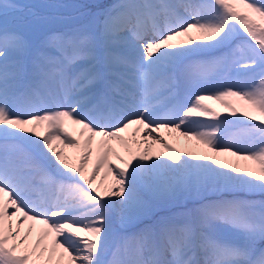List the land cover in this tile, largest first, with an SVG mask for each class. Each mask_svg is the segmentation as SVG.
<instances>
[{"label": "snow or ice", "instance_id": "obj_1", "mask_svg": "<svg viewBox=\"0 0 264 264\" xmlns=\"http://www.w3.org/2000/svg\"><path fill=\"white\" fill-rule=\"evenodd\" d=\"M18 8L0 2L2 15ZM125 34L134 42L135 58L112 51ZM100 39L104 71L80 68L96 59L97 37L83 33L60 37V55L39 57L33 78L26 80L23 62L10 63L9 55L23 56L27 41L16 33L0 34V264H264V250L254 248L264 240V200L244 198L264 195V0L121 4L106 13ZM222 49L227 55H209ZM232 66L243 71V86L196 95L178 120L161 105L162 96L176 100L177 70L190 86L213 87ZM228 97L243 101V114L259 120L258 125L240 121L246 125L243 147L224 142V129L235 122L219 120L203 103ZM224 106L235 114L231 104ZM193 116L216 122L201 124ZM68 122L79 126L83 144L67 130ZM133 126L131 139L122 135ZM160 129L196 139L217 157L251 161L255 170L249 165L238 175L239 167H216L218 161L208 155L182 159L167 143L168 158L147 163L162 139L153 136ZM142 130H150L146 141L152 144L136 139ZM133 144L140 146L138 154ZM63 148L78 151L71 157ZM208 192L216 198L201 204L190 220L146 226L112 252L109 211L131 222L149 214L143 193L167 200ZM219 225L240 233L243 242L218 236Z\"/></svg>", "mask_w": 264, "mask_h": 264}, {"label": "bare ground", "instance_id": "obj_2", "mask_svg": "<svg viewBox=\"0 0 264 264\" xmlns=\"http://www.w3.org/2000/svg\"><path fill=\"white\" fill-rule=\"evenodd\" d=\"M173 2H175V0H173ZM121 4H126V1L121 0V2H119V4L115 5L114 7H118ZM101 31H102V26H101V28H99V33H101ZM101 43H102V47H101L100 51L98 53H96V59L93 61H94L95 65H101V68L99 71H104L105 67H104V63H103V58H104V52H105V45H104V42L102 39H101ZM133 43L134 42L131 40V38L127 34H125L124 40L122 42L114 45L112 48V51L116 52V53H120V54H128V55L132 56L133 58H135L137 53L133 47ZM177 43L179 46V42H177ZM196 43H205V42L201 41V40H197ZM184 46L185 47H191L192 45H184ZM228 51H229L228 49H222V50H219L217 52L211 53L209 55L214 56V57H220V56L227 55ZM202 58H206V57H202ZM93 61H91V62H93ZM88 63H90V62H88ZM88 63L81 64L80 68L84 69L85 65H89ZM181 73H182V69H179V70H177L175 75L177 74L178 76H182ZM177 75H176V78H177ZM244 79L245 78H244L243 71L237 66H232L229 68V70L227 72H225L218 79L217 84L214 85L213 87H194V86H190L187 84V92L182 94L181 102H179L178 98H176V100H172L169 96L165 95V96L161 97V105L164 106L169 113H171V119L178 120L180 115H181V109L188 107L189 103L192 102V99L196 95L214 94L217 87L222 88V87H229V86H231V87L243 86L242 82L244 81ZM203 103L205 105H207L210 110H214L215 113L218 114L219 120L228 119L230 121L235 122V123L228 125L227 129H224V134L226 137L224 142L225 143H227L229 141L240 142L242 147H243V141L245 138L244 133H245L246 128L243 126V123H240V121H244L247 124L250 121L249 117H246V119H244L245 115L243 113H244V109L246 108V105L244 104V102L239 100L236 97H228L223 102L217 101V100H205ZM226 103L231 104L232 107L236 109L235 114H233L232 109L224 106ZM227 110L230 111L233 115L229 116V114H227L228 113ZM237 114H239L240 116H238ZM191 119H193L195 121H199L201 124H205V125L216 122L209 116H193ZM66 127H67V130L69 132H71L75 137H76V135H80L79 134L80 133L79 126L72 125L70 122H68ZM136 127L137 126H133V128L129 129L125 133H122V135L128 139H131L132 133L134 132V129ZM169 127H173V125L170 124ZM201 130H204V129H201ZM148 131H150V130H142L140 135L138 137H136V139L139 140L141 142V144L145 143L146 137L148 135ZM40 132H41V135L44 134L43 129H41ZM236 134H238V138H240V140L232 138V136H235ZM153 136H154V138H162V139L160 140V143L155 144L153 146V148L150 152V158L148 161H146L147 163H152L157 158H159L161 160L167 159L168 156L170 155V153H168L167 149H165L163 147V144L167 143V144L171 145V147L176 149L181 154L182 159L183 158L191 159L192 156L208 155V156H212L214 159H216L218 161V164L215 165L216 167H219V165L222 163L227 165L228 162L231 164V166L233 165L235 167H239L241 169V171L239 173H237L238 175H245L246 174L245 170L249 165H251L253 170H255V165L253 162L245 161V160H239V159H237V157L230 156V155H221V156L217 157V156H215L214 152H212L210 149H208L205 145L201 144L196 139L180 136L178 131H169L168 129H160L158 132L153 133ZM76 139H77V137H76ZM97 139H99V138H97ZM78 140H80L81 144H83V138L78 137ZM112 143L117 144L115 141H113ZM146 143L152 144L153 141L147 140ZM117 146H119L117 151L120 152V154L125 156V158L127 159L128 158L127 152L119 144H117ZM132 147H133V151L137 152V154H138V150L140 149V146L137 144H133ZM62 150L68 156H71V157H74L78 151V150L72 149V148H63ZM233 150H235V149H233ZM189 154H191V155H189ZM242 154H243V152H242ZM95 159H96V155L94 152L93 161H95ZM113 159H114V161H116L114 157L112 158V160ZM114 161H112V163H114ZM74 162L78 163V161H75V160H74ZM203 162L210 163V161H203ZM133 163H135V161H133ZM114 165L115 164H113V166ZM121 166H123V165H121ZM88 171H89V173H91L93 171V168L91 165L89 166ZM106 171H107L106 169L101 171V173H100V175L96 181L97 186L100 185ZM129 171H131V168H129ZM111 179L112 178L109 177V182H111ZM143 195L145 196V199L149 200L150 211H151L153 209L161 208L164 206H170L175 201L176 202H184L186 200L187 195L196 196L197 194H194V193L193 194L178 193L174 198L167 199V200L150 199L148 197L147 193H143ZM109 198L118 199L116 197H105V199H109ZM9 211L11 212L12 209H9ZM157 211H158V209H157ZM107 215H108L107 224L109 225L110 229H117L119 227L122 228L123 226H126L133 221L132 220L131 222H127L125 220H122L121 213L118 211H115V210L109 211ZM14 223H15V221H14ZM29 223H31V222H29ZM27 227H28V225H25V229H27ZM36 227H37V231H39L40 226L37 225ZM140 231L141 230L135 231L134 233H138Z\"/></svg>", "mask_w": 264, "mask_h": 264}, {"label": "rangeland", "instance_id": "obj_3", "mask_svg": "<svg viewBox=\"0 0 264 264\" xmlns=\"http://www.w3.org/2000/svg\"><path fill=\"white\" fill-rule=\"evenodd\" d=\"M0 2H3V0H0ZM9 2L19 5V8L16 10L10 9L7 15L0 14V34L4 32L15 33L12 28L24 33V39L28 43L26 53L23 56H19L16 53H10L9 59L25 58L28 60L27 65L31 70L34 69V61L39 57L47 58L51 54L52 47L59 48L61 46L59 38L69 37L67 30L72 31L74 33L73 36L88 33L97 37L96 48L97 46L100 47L98 43L101 34L98 33L99 23H101V27L104 20L103 16L111 11L114 8V5L118 4L117 0H9ZM127 2L133 3L132 0H127ZM97 5L98 9H95L94 11L93 7H96ZM37 34L40 37L36 39L37 41H34L31 44V39ZM55 42H58L57 45H55ZM227 114H229V116L233 115L230 111H228ZM237 115L240 116L239 114ZM254 115H258V113H255ZM246 117L248 116L245 115L244 119H246ZM227 127L228 126H226L225 129H227ZM227 165L231 164L228 162ZM206 194L207 193H202L195 196L196 198L191 197L192 195H187L185 202H173L170 206H164L157 209H160L161 212H178V210L184 208L186 211V217L183 219V222H185L191 219V214L196 210V205L194 203L189 205L191 200H194V198L200 199ZM249 200L261 201L264 200V195L261 197L253 196L249 198ZM157 209L153 210L157 211ZM153 210L152 212L149 211L147 216H143L148 217L147 221L150 218L153 219ZM138 220L135 219L128 225H134ZM147 221L144 224H147L148 226L149 224ZM153 223L157 222L153 221ZM157 224L159 225V223ZM231 230L233 229H230L227 226H217V232L221 234L230 233ZM111 238L112 237H110V240ZM120 241L121 238L115 239L116 245H120Z\"/></svg>", "mask_w": 264, "mask_h": 264}]
</instances>
